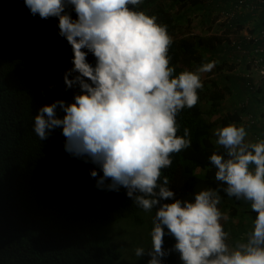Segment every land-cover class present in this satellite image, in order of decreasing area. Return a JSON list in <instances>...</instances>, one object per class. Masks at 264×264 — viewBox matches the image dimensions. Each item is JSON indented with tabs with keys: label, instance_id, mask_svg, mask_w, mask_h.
<instances>
[{
	"label": "clouds",
	"instance_id": "1",
	"mask_svg": "<svg viewBox=\"0 0 264 264\" xmlns=\"http://www.w3.org/2000/svg\"><path fill=\"white\" fill-rule=\"evenodd\" d=\"M145 0H23L33 17L57 21V35L71 49V67L62 73L71 102L56 99L40 107L33 131L40 141L56 129L64 151L95 166L89 175L98 190L119 192L152 214L151 246L135 248L147 264H163L177 253L181 264H264V139L251 142L244 125L218 127L213 135L223 152L208 160L215 187L176 198L162 174L172 154L191 145L189 128L177 135L178 114L191 109L204 87L202 73H175L167 25L140 10ZM91 56L93 61H89ZM58 113H62L59 115ZM96 169L102 175H98ZM221 193L249 204L255 217L246 239L230 242L222 221ZM172 237L171 248L163 247Z\"/></svg>",
	"mask_w": 264,
	"mask_h": 264
},
{
	"label": "trees",
	"instance_id": "2",
	"mask_svg": "<svg viewBox=\"0 0 264 264\" xmlns=\"http://www.w3.org/2000/svg\"><path fill=\"white\" fill-rule=\"evenodd\" d=\"M234 1L169 0L166 5L162 0H145L140 6V10L155 15L158 23L167 25L173 41L169 46V66L175 67L174 74L195 71L212 60L217 64L208 72L210 75L228 69L233 76L237 71L223 85L211 80L209 88L203 81L197 104L185 108L176 118L177 135H183L185 127L191 134L190 147L172 154V165L162 170L176 198H188L206 186L215 187L216 169L208 157L223 152L213 135L218 127L244 125L247 140L264 139V121H259L264 118V81L249 89L248 79L242 74L245 60L238 56L231 41V36L250 22V15L219 23L228 39L183 36L190 26V19L186 20L188 9H199L207 23L215 22ZM56 23L55 18L31 16L23 0H0V264H113L121 253L112 247L102 228L143 210L121 188L119 192L106 191L99 208L71 212L69 208L77 198L103 191L94 187L96 178L89 175L95 166L64 151L65 138L60 129L43 141L33 131V117L40 107L56 99L71 102L72 92L64 91L61 73L71 67L72 53L67 42L57 35ZM250 26L246 28L249 34H261L263 10ZM239 43L244 49L252 48L240 37L235 45ZM88 59L93 61L91 56ZM206 93L209 111L201 107ZM227 94L230 100L221 106ZM207 112L217 115V120H207ZM219 208L231 220L255 217L247 202L224 193ZM243 223L240 230H233L234 242L246 239L240 234L242 229L248 232ZM174 243L171 237V246ZM173 254V260L180 262L179 255Z\"/></svg>",
	"mask_w": 264,
	"mask_h": 264
},
{
	"label": "rangeland",
	"instance_id": "3",
	"mask_svg": "<svg viewBox=\"0 0 264 264\" xmlns=\"http://www.w3.org/2000/svg\"><path fill=\"white\" fill-rule=\"evenodd\" d=\"M162 2L168 5L169 0H162ZM188 10L189 12L186 20L188 21L190 19V26L185 28V32L183 34L185 38H190L192 35H194L195 37L196 35V37L219 36L224 39L227 36L225 35V33H223L222 29L220 30L219 28L220 25L218 17L215 18V22L211 21L207 23L202 11H199V9ZM173 11L175 12L176 8H174ZM186 20L184 21L186 22ZM245 32L246 31H242L241 35ZM232 36L236 37V35ZM226 39H228V37H226ZM236 73L237 71L234 70L233 76H235ZM233 76L230 70L224 69L220 73L211 75L209 73H202L201 79L202 81H205L207 87L211 88V80L217 81L218 84L223 85L225 82H227V77L234 78ZM208 96L209 93H206V96L201 102V107L204 111H209V109H211ZM229 100L230 98L228 97V94L225 95L223 101L221 102V106H226ZM205 117L210 121L217 120V115H215L214 113L211 115L209 114V112H207ZM260 120L262 122L264 121V118H260L259 121ZM199 173L202 172L199 171ZM105 195L106 191H101L77 198L73 201L69 210L72 212L79 208H99L105 201ZM252 221L253 220L249 218H245L242 221L239 219H228L227 221H222L225 231H228L230 233V242H234L232 234L233 230L241 229L240 223H243L246 226V229L249 231L252 228ZM152 226V214L146 213L144 211H139L130 216L107 223L102 228V233L110 239L112 247H114L121 253L120 258L114 261L113 264H147V260L149 259V257L146 254L138 258L135 256L134 252L136 247H144L145 249H147L151 246L150 232ZM246 233L247 231L242 229L240 234L242 237H245ZM164 239L165 244L163 245V247L171 248V237H165ZM174 258V254L171 253L168 257L164 258L163 264H181V262L174 261Z\"/></svg>",
	"mask_w": 264,
	"mask_h": 264
},
{
	"label": "built area",
	"instance_id": "4",
	"mask_svg": "<svg viewBox=\"0 0 264 264\" xmlns=\"http://www.w3.org/2000/svg\"><path fill=\"white\" fill-rule=\"evenodd\" d=\"M260 10L264 11V0H235L228 10L223 9L221 11L219 18V23H228L242 14L250 15V22L246 24L245 28L234 34L236 37L231 36L232 46H235L238 56L240 55L245 60V71H243L242 74L243 77L248 79L250 90L260 86L262 81H264V30L260 35H253L249 34L246 29L251 27L250 25L256 20ZM242 31L246 32L241 35ZM238 37L243 39L246 43H251L252 48L244 49L240 43L236 46L235 42ZM237 61L240 62L241 59L238 57ZM258 139L259 138L256 137L255 142Z\"/></svg>",
	"mask_w": 264,
	"mask_h": 264
},
{
	"label": "crops",
	"instance_id": "5",
	"mask_svg": "<svg viewBox=\"0 0 264 264\" xmlns=\"http://www.w3.org/2000/svg\"><path fill=\"white\" fill-rule=\"evenodd\" d=\"M252 142V141H251Z\"/></svg>",
	"mask_w": 264,
	"mask_h": 264
}]
</instances>
